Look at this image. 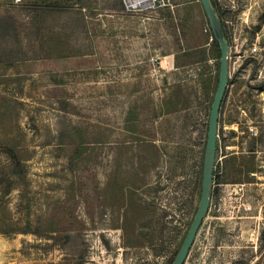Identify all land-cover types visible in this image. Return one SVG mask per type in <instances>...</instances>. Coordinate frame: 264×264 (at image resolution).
I'll return each mask as SVG.
<instances>
[{"label": "rangeland", "instance_id": "rangeland-1", "mask_svg": "<svg viewBox=\"0 0 264 264\" xmlns=\"http://www.w3.org/2000/svg\"><path fill=\"white\" fill-rule=\"evenodd\" d=\"M49 1L0 0V264H133L154 230L174 259L219 83L202 4ZM224 4L231 42L260 51L228 60L197 264L215 243L221 264H250L251 244L264 264V0Z\"/></svg>", "mask_w": 264, "mask_h": 264}, {"label": "water", "instance_id": "water-1", "mask_svg": "<svg viewBox=\"0 0 264 264\" xmlns=\"http://www.w3.org/2000/svg\"><path fill=\"white\" fill-rule=\"evenodd\" d=\"M201 4L207 17L213 38L217 41L221 51L219 83L209 116L200 202L190 230L175 257L173 264H184L199 228L209 211L213 193L214 171L218 154L220 111L229 85V42L225 36L222 20L214 7L212 0H201Z\"/></svg>", "mask_w": 264, "mask_h": 264}, {"label": "flooded vegetation", "instance_id": "flooded-vegetation-1", "mask_svg": "<svg viewBox=\"0 0 264 264\" xmlns=\"http://www.w3.org/2000/svg\"><path fill=\"white\" fill-rule=\"evenodd\" d=\"M201 2V0H198ZM212 3L217 11V13L219 14L223 26H224V31H225V36L227 37L228 34L226 32V24L227 21H225L224 19V11L226 8V5L224 4V0H212ZM197 212V211H196ZM208 214V213H207ZM196 215V213H195ZM194 215V217H195ZM206 218V217H205ZM194 219V218H193ZM193 221V220H192ZM192 222L187 225L186 227V232L184 233V239L181 243V246L190 230ZM206 224L202 223L201 227L199 228V231L197 233V236L189 250V253L185 259L184 264H197V262H199L202 258H204L205 253L203 254L202 252V247H197V241L199 240V238H203L204 236V240H206V236L209 234V230L206 231ZM148 230V229H146ZM213 233H217V234H222V232L220 231L218 233V231H214ZM151 235H149V233H144L141 237L140 243L138 244V246L135 248V250L137 251L135 257V260L133 261V264H173L174 259L173 254L169 252V239L166 238L165 240L163 238H158L157 237V232L156 230H154V232L150 233ZM219 237V236H218ZM159 243V244H158ZM218 243V242H217ZM180 246V248H181ZM223 247H218L215 245H213L209 252L210 254L207 255L206 259H203L202 263L199 264H221L220 261V256L217 253L221 252V249ZM180 250V249H179ZM178 250V252H179ZM246 257H249L250 259V264H252V255H253V246L252 244L249 247H246ZM177 252V253H178ZM177 255V254H176ZM176 257V256H175ZM132 260V259H130ZM248 262V259L246 260Z\"/></svg>", "mask_w": 264, "mask_h": 264}, {"label": "built area", "instance_id": "built-area-1", "mask_svg": "<svg viewBox=\"0 0 264 264\" xmlns=\"http://www.w3.org/2000/svg\"><path fill=\"white\" fill-rule=\"evenodd\" d=\"M16 3H20L21 0H15ZM129 0H127L128 2ZM130 5L136 7L137 11L142 12V11H149L152 9H156L158 6V0H136V5L131 4L128 2ZM160 5V4H159ZM228 42H229V56L228 60H230V54L234 51V53L239 54L241 52H246L245 47H248L249 52L251 54H257L260 50L257 44H252V46L248 45V42L244 41L239 43L238 41H232L230 40L229 36L226 37ZM229 64V63H228Z\"/></svg>", "mask_w": 264, "mask_h": 264}, {"label": "trees", "instance_id": "trees-1", "mask_svg": "<svg viewBox=\"0 0 264 264\" xmlns=\"http://www.w3.org/2000/svg\"><path fill=\"white\" fill-rule=\"evenodd\" d=\"M62 2H59L58 0H50L47 10H51L55 14H65L68 13V9H66V5H64V2H67L69 0H60ZM215 40V39H214ZM217 43V41L215 40ZM218 44V43H217Z\"/></svg>", "mask_w": 264, "mask_h": 264}, {"label": "bare ground", "instance_id": "bare-ground-1", "mask_svg": "<svg viewBox=\"0 0 264 264\" xmlns=\"http://www.w3.org/2000/svg\"><path fill=\"white\" fill-rule=\"evenodd\" d=\"M128 2H130L133 5H136V0H129Z\"/></svg>", "mask_w": 264, "mask_h": 264}]
</instances>
